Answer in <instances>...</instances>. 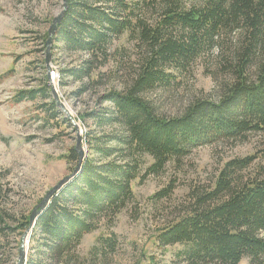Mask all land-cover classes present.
I'll return each instance as SVG.
<instances>
[{"label": "trees", "instance_id": "16d2710c", "mask_svg": "<svg viewBox=\"0 0 264 264\" xmlns=\"http://www.w3.org/2000/svg\"><path fill=\"white\" fill-rule=\"evenodd\" d=\"M122 38L136 49L134 73L121 88L103 91L98 108L81 114L87 129L82 169L38 217L26 264H96L78 250L101 220L115 219L135 203V182L163 174L200 146L264 133V0H69L53 49L87 58L59 68V83L81 80L76 96L99 86L107 77L101 68L116 58L115 43ZM47 39L48 34L45 46ZM214 51L219 72L229 76L218 98H195L179 115H159L145 94L179 87L195 62ZM47 91H20L16 99L36 101L48 97ZM50 108L56 112L55 101ZM59 118L60 112L52 115L75 131L70 119ZM68 159L75 168L74 147ZM254 164L256 174L245 179L242 171ZM173 186L154 197L167 196ZM196 202L159 231L158 246H185L187 264H240L246 257L250 264H264V147L229 161L215 189ZM18 224L22 236L30 214ZM101 244L92 248L94 259L97 252L114 251L117 236L103 237Z\"/></svg>", "mask_w": 264, "mask_h": 264}, {"label": "rangeland", "instance_id": "374dc122", "mask_svg": "<svg viewBox=\"0 0 264 264\" xmlns=\"http://www.w3.org/2000/svg\"><path fill=\"white\" fill-rule=\"evenodd\" d=\"M62 9V0H0V264L17 263L23 238L16 229L18 221L23 215L31 216L50 190L75 169L68 155L71 148L76 149L78 133L82 135L86 155L87 129L79 120L81 114L98 108V97L103 91L121 88L137 63L134 45L122 38L115 43L116 58L101 68L107 77L83 95L73 94L81 87V80L68 77L64 85L46 80L45 36L49 37L53 20ZM53 41L51 71L53 67L58 70L76 67L81 59L87 58V55L54 50ZM216 52L196 61L179 87H157L145 94L159 115H179L195 98H218L219 85L229 76L219 72ZM214 74L217 80L212 77ZM44 87L49 89L48 97L40 96L36 101L16 99L20 91ZM53 90L70 111L79 131L72 120L75 131L52 120L54 113L60 112L61 119L66 117L58 106L56 112L50 110V104L55 101ZM262 147L264 133L200 146L190 155L168 164L163 174L149 176L142 184L135 182V203L115 219L101 220L97 229L85 236L79 255L96 264H148L153 259L158 264H187L182 254L185 246H158L159 231L185 216L198 197L215 189L229 161L250 156ZM257 168L254 164L242 171V175L247 179L256 174ZM172 183L173 190L167 196L154 197ZM110 235L117 236L116 249L107 256L97 252L94 259L92 248L102 246L103 237ZM240 264H250V258H244Z\"/></svg>", "mask_w": 264, "mask_h": 264}, {"label": "water", "instance_id": "95a60500", "mask_svg": "<svg viewBox=\"0 0 264 264\" xmlns=\"http://www.w3.org/2000/svg\"><path fill=\"white\" fill-rule=\"evenodd\" d=\"M68 3L69 0H62V11L54 18L53 23L49 30V37L47 41V51H46V63L48 65V78H50L51 75V68L49 66L50 59H51V43L53 41V37L58 29V25L61 23V20L68 9ZM54 100L57 104V106L60 108V111H62L66 117L70 120H72L73 124L75 125V128H77V131H79V126L76 124L74 118L72 117L70 111L66 108L64 103L60 100V97L56 90H53ZM76 151L79 154V161L73 170L71 174L63 178L53 189L50 190V192L47 194V196L41 201L39 206L33 211V213L30 216V226L29 228L24 232L22 242L20 245V254L18 257V261L16 264H26L27 258H28V250L29 245L27 244L30 241V235L32 232V229L38 219V217L43 213V211L47 208L49 203L51 202V199L54 195H57L82 169V163L85 158V150L83 147V138L80 133H78L77 136V145H76Z\"/></svg>", "mask_w": 264, "mask_h": 264}, {"label": "bare ground", "instance_id": "6f19581e", "mask_svg": "<svg viewBox=\"0 0 264 264\" xmlns=\"http://www.w3.org/2000/svg\"><path fill=\"white\" fill-rule=\"evenodd\" d=\"M53 71H51V75H50V78H51V82L52 83H55V82H58L59 83V78H60V72L57 68L53 67L52 68Z\"/></svg>", "mask_w": 264, "mask_h": 264}]
</instances>
